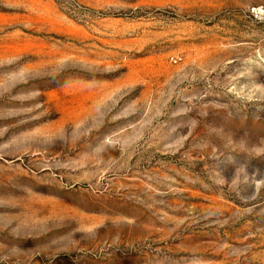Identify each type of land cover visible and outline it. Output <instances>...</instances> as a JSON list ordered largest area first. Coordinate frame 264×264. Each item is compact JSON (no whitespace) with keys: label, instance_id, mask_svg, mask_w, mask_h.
<instances>
[{"label":"rangeland","instance_id":"374dc122","mask_svg":"<svg viewBox=\"0 0 264 264\" xmlns=\"http://www.w3.org/2000/svg\"><path fill=\"white\" fill-rule=\"evenodd\" d=\"M264 0H0V264H264Z\"/></svg>","mask_w":264,"mask_h":264},{"label":"built area","instance_id":"2783aa9c","mask_svg":"<svg viewBox=\"0 0 264 264\" xmlns=\"http://www.w3.org/2000/svg\"><path fill=\"white\" fill-rule=\"evenodd\" d=\"M255 12H259L264 15V7H258L254 9Z\"/></svg>","mask_w":264,"mask_h":264}]
</instances>
